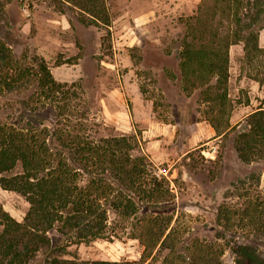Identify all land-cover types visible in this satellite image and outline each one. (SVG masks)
I'll return each mask as SVG.
<instances>
[{
	"label": "rangeland",
	"instance_id": "obj_1",
	"mask_svg": "<svg viewBox=\"0 0 264 264\" xmlns=\"http://www.w3.org/2000/svg\"><path fill=\"white\" fill-rule=\"evenodd\" d=\"M100 1L108 25L83 23L84 12L64 0H0V40L8 42L15 58L28 65L35 56L45 58L57 81L79 87L81 111L98 124L95 136L125 135L130 152L170 181L162 207L147 204L130 217L110 208L109 238L72 243L65 258L184 264L180 255L196 243H210L222 250L220 264H236L231 247L251 241L264 255V233L256 231L255 217L264 211V153L246 163L235 148L236 136L249 127L243 115L264 107V83L249 67L243 43L230 48L229 115L230 105L223 112L226 105L216 97L222 89L194 86L181 72L187 21L201 0ZM107 34L110 49L103 41ZM260 59L264 62V52ZM31 86L0 95V123L21 122L18 98L32 97L35 83ZM239 107H245L238 111L242 116L231 118ZM56 114L47 103L35 118L51 126ZM229 116L236 129L226 133ZM28 209L23 195L0 186V232L2 211L22 221ZM49 235L55 244L63 242L56 228Z\"/></svg>",
	"mask_w": 264,
	"mask_h": 264
},
{
	"label": "trees",
	"instance_id": "obj_2",
	"mask_svg": "<svg viewBox=\"0 0 264 264\" xmlns=\"http://www.w3.org/2000/svg\"><path fill=\"white\" fill-rule=\"evenodd\" d=\"M64 1L84 12L83 23H110L105 3L100 0ZM187 28L180 53L182 76L194 86H214L217 92L222 89L216 97L226 105L223 112L230 105V115L232 45L243 43L249 67L264 83L260 77L264 74L260 59L264 52L260 44L264 0H201ZM103 41L105 47L112 48L109 34ZM34 61L33 65L21 64L8 42L0 40V95L20 94L30 90L32 83L36 89L32 97L18 98L23 106L19 115L22 123H0V186L20 193L29 203L22 221L8 212L1 213L0 264H144L146 261L141 260L72 262L65 258L72 243L109 238L110 208L130 217L147 204L162 207L170 181L163 174L151 173L145 157L130 152L132 144L125 135L95 136L98 124L81 111L79 87L57 81L45 58L35 56ZM47 103L57 112L51 126L35 118V112ZM247 124L248 129L236 136L235 148L239 158L250 163L253 156L264 153L263 106L248 115ZM213 126L220 127L214 122ZM225 127L226 133L236 129L230 125V116ZM256 212V231L261 234L264 211ZM227 213L219 219L227 218ZM55 228L63 240L58 244L49 235ZM165 242L166 238L162 247ZM231 248L236 264H264V255L252 241ZM220 253L222 250L210 243H196L193 251L180 258L184 264H220Z\"/></svg>",
	"mask_w": 264,
	"mask_h": 264
},
{
	"label": "crops",
	"instance_id": "obj_3",
	"mask_svg": "<svg viewBox=\"0 0 264 264\" xmlns=\"http://www.w3.org/2000/svg\"><path fill=\"white\" fill-rule=\"evenodd\" d=\"M260 44H261V46L262 47H264V29L263 30H261V35H260ZM243 50H244V48H243ZM251 79V78H250ZM253 81H255L254 80V78H253ZM257 81V80H256ZM245 109V107L242 109V107H239V109H234L233 110V114H231V118H233V117H235L236 115L237 116H240L241 114H239V112L238 111H241V110H244ZM258 108H255V109H253V110H251V111H249V112H247V113H245L244 115H243V117H247L250 113H252V112H254L255 110H257ZM238 112V113H237ZM242 116V115H241ZM175 130H171V129H169V133H170V135H174L175 134ZM216 134L215 133V131L214 132H211V135L210 136H214V135Z\"/></svg>",
	"mask_w": 264,
	"mask_h": 264
}]
</instances>
